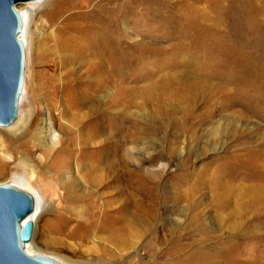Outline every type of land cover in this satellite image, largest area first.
<instances>
[{
	"label": "rangeland",
	"instance_id": "rangeland-1",
	"mask_svg": "<svg viewBox=\"0 0 264 264\" xmlns=\"http://www.w3.org/2000/svg\"><path fill=\"white\" fill-rule=\"evenodd\" d=\"M260 1L262 2V0H111V2L44 0L37 4L23 3L17 6L27 12L26 28L21 32L25 40V79L17 119L9 127H0V140L4 139L9 150L14 152V159L8 162L0 154V184H11L28 192L38 204L37 214L32 220L33 235L29 242L33 255L50 256L62 264H138L133 262L136 253L142 254L144 249L150 251L155 240H163V264L194 249L209 251L211 255L208 258H218L219 264H264V223L258 224V221L264 222L263 209L254 214L251 208L246 209L250 210L247 213L244 211L245 208H240L233 218H223L224 214L217 213L213 208L210 201L211 192L206 187L195 195L199 204L194 212L187 208L186 202L174 203L170 199L174 192L173 184L176 183L175 174L179 173L178 157L168 158L163 150L166 146L165 138L170 137L176 128L173 127L174 123H171V120L180 127L182 116L176 108L163 106L164 110L168 109L172 114L166 115L168 124L162 128L159 119L160 101H155L158 90L152 93L151 103L142 106L140 105L142 100L136 98L134 101L138 103L133 104L127 114L120 112L119 118L112 120L109 117H114L118 112L110 116L107 114L96 121L101 129L119 123L123 126L121 123L122 120L124 123L123 118L131 115L145 126V130L147 129V133L150 134L147 140H155L156 137L160 140L161 156L147 165L154 167L161 160L168 161L170 165L166 172L156 179L155 184L151 185L158 204L153 212L155 218L152 226L136 247L126 251L121 259L111 258L102 248L105 244L102 240H106L105 234H94L96 237L89 236L84 240L76 238L78 235H87L89 229L98 226L99 219L103 222L113 220L116 222L118 219H111L102 214L103 209L99 202L91 199L84 205L89 206L91 225L90 227L83 225L76 229V222L68 216L69 212L73 213L75 210L72 205L81 203L80 198L66 193L65 189L59 187L56 179L49 180L46 174L38 175V171H44V167L34 166L31 159H36L41 150L37 147L30 148L27 155L31 157L27 159L23 155L25 144H22L28 138L31 142L34 141L37 124L46 113V109L50 111L56 123L66 127L62 129L66 135L67 129L72 127L70 114L85 112V101L98 99V95L102 94L96 93L97 96L94 94L92 86L94 75L84 74L85 61L88 57H84L83 61L80 58L79 60L77 54L72 51L74 45L64 49L68 55L65 57L67 64L66 66L61 64L56 46L58 41L67 35L72 36V41L77 47L85 46L87 48L85 53L94 50L97 44L101 48L105 47V57L115 58L110 62L111 79L120 87L133 88L135 92H140L145 85H157L158 80L163 79V84L166 80L167 87V90H163V97L168 94L170 96L171 90L178 89L176 80L188 76H201L200 72L212 74L211 81L216 85L222 83L219 81L220 78L227 77L228 72H234L241 66L236 63L239 53H248L255 61L258 60L264 52V26L261 25L262 16L259 13ZM123 4L126 5L122 6ZM114 8H121L117 13L125 17L131 26L132 33L127 36L130 39L124 37L123 26L119 21L115 25L117 13L114 12ZM203 14H208L209 19L203 20ZM129 40L137 44L128 50L126 46ZM77 65L80 67L76 72L74 67ZM79 73H82L81 76ZM87 75L89 76L86 77ZM108 96L111 94L107 93V98ZM172 97L169 99L177 104L176 99ZM241 113L246 118L251 117L244 111ZM256 122L259 123L256 132L248 133L247 130L244 132L249 137L248 146L254 145L260 133L264 132V121L256 118ZM195 128L196 126L192 130ZM21 132L23 137L16 139L15 136ZM74 145L73 136H70L63 149V155L69 165L76 156ZM221 152L207 153L200 158H195L191 154L186 169L194 171L207 167L219 157L218 153L221 155ZM89 153L94 157L93 150ZM50 157L51 153H47V159ZM67 166L68 164H65L62 168ZM214 167L211 166L208 172ZM130 168L136 170L133 165H130ZM56 170L57 167L54 168V171ZM234 179L237 180L235 177ZM241 183L248 184L247 181ZM189 184L190 182L187 186ZM106 191L100 189L99 193ZM193 214H196L199 220H193ZM257 215L261 217L259 220L256 218ZM244 220L245 223H242ZM72 229L75 230L73 236L68 233L73 231ZM146 241H149L147 245ZM185 245L186 247L178 252V248Z\"/></svg>",
	"mask_w": 264,
	"mask_h": 264
},
{
	"label": "bare ground",
	"instance_id": "bare-ground-1",
	"mask_svg": "<svg viewBox=\"0 0 264 264\" xmlns=\"http://www.w3.org/2000/svg\"><path fill=\"white\" fill-rule=\"evenodd\" d=\"M42 1L44 0L28 3L37 4ZM109 1L111 2V0ZM17 6L16 9L22 16L25 29L27 12ZM121 8H114V12L117 13ZM259 13L262 16L261 25L264 26V0L260 4ZM209 17L208 14L202 15L203 20H207ZM118 21L123 26L124 37L130 39L127 36L132 31L126 18L117 13L114 19L115 25ZM19 38L25 45L23 33ZM136 44L129 40L126 48L129 50ZM73 45L72 51L77 54L78 59L83 61L84 57H88L85 61L86 66L84 65V74L94 75L92 81L94 94H102L98 95V99L95 100H81L85 101L86 111L70 114L69 120L72 127L67 129L66 135L62 130L66 127L56 123L55 118L46 109V113L37 124L34 141L31 142L28 138L22 143L25 144L23 149L25 152L22 154L28 159L31 157L27 155L30 148L40 149L41 153L37 155L38 157L31 159L34 166L44 167V171H38V175L46 174L49 180L56 179L59 187L65 189L66 193L80 198L81 203L72 205L75 210L73 213L69 212L68 216L76 222V229L83 225L90 227L89 206L84 205L91 199H96L99 202L103 209L102 214H106L111 219H118L116 222L114 220L103 222L99 219L98 226L89 229L87 235L76 236L77 239L84 240L89 236L96 237L94 234H105L106 240H102L105 243L102 248L111 258L121 259L126 251L136 247L139 240L152 226L155 218L153 212L157 209L158 204L151 185L155 184L156 179L170 166L168 161L162 160H158L159 163L154 167L147 165L161 156L159 138L147 140V136L150 135L147 133V129L145 130V126L131 115L123 118L124 123L123 120L121 121L123 126H120L119 123L101 129L96 121L100 117H106L107 114L110 116V114L118 112L114 117H109L111 120L118 119L120 112L127 114L128 109L138 103L134 101L136 98L142 100L140 104L142 106L151 103L152 93L155 90L159 92L156 94L155 101H160L158 103V105L160 104L159 119L162 128L168 124L166 115L172 114L170 110H164L163 106L176 108L182 116L180 127L171 120V123H174L173 127L176 128L170 137L165 138L166 146L163 150L168 158L178 157L177 170L179 173H176L174 177L176 183L173 184L174 192L170 197L172 202H186L187 208L194 212L199 204L195 195L200 189L206 187L211 192L210 201L213 208L217 213L224 214L223 218H233L240 208H245L246 213L250 211L246 209L251 208L254 214L264 210V132L260 133L252 146L247 145L249 137L246 133L244 134L246 130L248 133L257 131L259 123L256 122V118L264 121V52H261L262 55L256 61L248 53H239L236 63L241 66H238L234 72H228L227 77L220 78L219 81L223 84L216 85L211 81L213 75L204 72L199 73L201 76L180 78L179 81H175L178 83V89L169 90L171 94L164 96L166 97L164 100L163 90L167 87L166 80L163 84V79L157 81L159 85H145L140 92L115 84L111 79L112 67L110 64L115 58L105 57V47L101 48L98 44L94 46V50L85 53L87 48L85 46L84 48L77 47L72 41V36L67 35L63 40L58 41L56 46L61 57L60 62L64 66L67 64L65 57L68 56L64 49ZM79 67L77 65L74 70L77 72ZM107 93L111 94L108 98ZM171 96H173L172 99H176L177 104L169 99ZM239 108L242 111L238 110ZM243 111L250 114L251 117L246 118L241 113ZM90 122L91 124H89ZM126 125L129 126L126 127ZM195 126V130H192ZM22 133L15 136L16 139L22 138ZM70 136H73L75 141L73 148L77 152L69 165L67 158L63 155V149ZM91 150L95 152L94 157H91L89 153ZM219 151H222L221 155L218 153L219 157L212 161L211 165L208 164L207 167H201L194 171L186 169L190 162L189 155L192 154L195 158H200L207 153ZM47 153H51L49 159H47ZM0 154L7 162L14 159V152L9 150L4 139L0 140ZM65 164L68 166L62 168ZM130 165L135 166L136 170L131 169ZM211 166L215 167L211 172H208ZM56 167L57 170L54 171ZM243 181H247L248 184L244 185L241 183ZM189 182L190 184L187 186ZM182 187L185 188L182 189ZM100 189L107 191L99 193ZM35 203L31 220H34L38 211V204ZM256 218L259 220L261 217L257 215ZM192 219L199 220L196 214L192 215ZM206 219L209 218L206 217ZM242 223H245V220ZM263 223L258 221L260 225ZM74 232L75 230L68 233L73 236ZM148 242L146 241V245ZM224 244L226 243H222V245ZM151 245L150 251L144 249L142 254L136 253L133 262L163 264V240H155V243ZM30 246L31 243H28L25 250L28 254L33 255ZM184 247L186 245L178 248V252L182 251ZM210 255L209 251L194 249L182 257H176L178 259L172 258L167 264H219V259L213 257L210 259L208 258Z\"/></svg>",
	"mask_w": 264,
	"mask_h": 264
},
{
	"label": "water",
	"instance_id": "water-1",
	"mask_svg": "<svg viewBox=\"0 0 264 264\" xmlns=\"http://www.w3.org/2000/svg\"><path fill=\"white\" fill-rule=\"evenodd\" d=\"M36 0H0V127L18 116L25 79V45L19 38L23 19L16 5ZM35 209L31 194L11 184H0V264H61L42 254L30 255Z\"/></svg>",
	"mask_w": 264,
	"mask_h": 264
}]
</instances>
